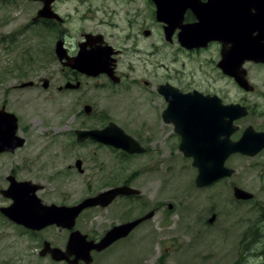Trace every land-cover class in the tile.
I'll list each match as a JSON object with an SVG mask.
<instances>
[{"label":"rangeland","instance_id":"1","mask_svg":"<svg viewBox=\"0 0 264 264\" xmlns=\"http://www.w3.org/2000/svg\"><path fill=\"white\" fill-rule=\"evenodd\" d=\"M64 1L60 11L76 13V1ZM92 1L98 6L103 0ZM109 5L110 10H117L111 2ZM36 10V4L27 0H0V110L5 106L7 112L18 117L17 134L26 141L25 146L16 149L14 154L0 155V189L7 184L6 176L10 170L16 169L18 180L43 181L46 193L56 189L57 202L66 204L80 203L92 195V191L96 193L124 182L139 190V197L131 199L128 204L125 202L123 217L118 218L116 208L114 212L110 208V213H90L89 218L94 215L93 219L87 228L81 225L84 230L78 224L84 232L102 235L113 224L136 219L152 209L157 211L151 221L132 231L128 238L103 253L95 254L92 264H264L260 244L255 247L252 258L239 260L231 250V242L217 234V228L230 225L233 218L228 183L200 191L195 186L197 169L179 151L171 129L164 128L171 139H165L161 131H153L152 125L156 121L153 122L154 115L148 109L129 115L128 111L136 108L130 110L125 103L135 104L137 97L150 98L149 88L114 84L101 77L88 80L77 92L58 90L69 80V70L64 71L56 59V33L32 23ZM78 13L68 20L67 27L73 33L82 22L81 13ZM115 15L114 19H120L122 23V13ZM156 43L158 81H162L160 77L165 74H182L175 73L182 70L185 76L192 72L201 75L196 63L187 64L185 55L172 46L168 47L159 24ZM141 48L143 52L148 50V41L142 40ZM137 67L148 68V63L142 60ZM46 79L49 81L48 89L43 88V80ZM148 79L153 81L152 75ZM27 82L35 84L33 87H20ZM87 104L93 106L90 118L81 115ZM152 106L150 101L145 107ZM108 121L117 123L141 142L147 149L146 153L128 155L106 146L74 144V130L102 128ZM76 159L83 161L85 169H92L94 173L90 172L89 177L93 178H88V172L85 175L77 172L74 167ZM244 164L242 161L236 166L240 168ZM52 165L64 169L55 179H52L55 177ZM68 166L73 170L70 171ZM98 168L104 170L95 173ZM46 193L43 195L50 199ZM214 202L223 204L219 206ZM4 204L6 201L0 194V207ZM170 205L172 209H169ZM213 214L217 215L214 226L206 225L205 230L197 226L200 220L207 221ZM87 216L84 214L82 218ZM256 218L257 213L253 212L254 222ZM2 220L0 264H53L40 259L35 244L19 229ZM50 234L64 237V234L58 236L57 232Z\"/></svg>","mask_w":264,"mask_h":264},{"label":"flooded vegetation","instance_id":"2","mask_svg":"<svg viewBox=\"0 0 264 264\" xmlns=\"http://www.w3.org/2000/svg\"><path fill=\"white\" fill-rule=\"evenodd\" d=\"M27 1L35 3L37 7L32 23L35 26H40L41 29L56 33L54 52L60 42L62 43L63 49L67 51V55L71 63H74L82 52L92 55L95 59L100 61H105L108 67L114 70V78L110 77L105 72L95 77L89 76L79 72L75 68L64 67L63 62L60 61L55 52L56 59L60 66H62V69H65L64 71L69 70L70 75L69 80L66 81L63 86L58 87L60 92L68 90L75 92L80 91L88 80H94L95 78L101 77L113 82L114 84H128V87H131L133 84L137 86L144 85L146 88L150 89V98L137 97L135 104L125 103V106L130 110L136 108V110L128 111L129 115L139 114L138 110L148 109V111L154 115L153 122L156 121V124L152 125L155 128L153 131L156 133L161 131L165 139H171L168 130L164 129L170 128L172 137L177 139L179 151L182 143V136L176 132V125L174 122H167L164 119V113L170 104L166 95H169L170 98L176 97L179 93L191 95L193 96V100L191 101L192 105L195 106V101H197L199 106H203L202 108L207 106L211 109L208 114L207 123L205 116H202L201 119L203 121L201 120V127L198 130L199 134H194L195 137H193V139L197 137L201 144L213 143L212 145L215 151L211 150V155L215 156L217 146H221V144L226 140L229 143H237L244 139V137H247L248 139L250 137V139H254L257 136L264 137V14L257 9V7L264 8L263 4H258L242 20V18L239 19L237 4L232 3L231 1L229 3H222L223 0H198L199 7L205 14H207V16H216L215 24H211L209 21L203 23L201 16L198 18L193 11V7H186L183 18L179 22L180 24H177L175 27L176 29L172 32L170 38L167 37L165 31V26L168 25L159 22L157 19V6L153 0H103L98 6H95L92 0H75L76 5L74 9L76 13H81L80 16L82 22L80 26L76 28L74 33L70 31L67 24L71 15L76 13L64 14L60 11L64 5V0H54L51 3L50 8L52 13L44 10L47 7L45 0ZM109 2H111L117 10H110ZM213 3L214 9L217 11L215 14H211L209 12L211 4ZM224 8L226 10H224ZM106 11L108 12L107 16ZM118 13H122V23L120 22V19H114V17H117L115 14ZM54 14H56L57 17H55ZM200 14L202 13H199V15ZM110 15L112 17H110ZM195 23H200L202 27H200L201 30H204L203 32L200 31V41L198 44H194V46L190 45V48L183 46L180 41L182 27ZM157 24L161 26V31L164 33L165 41L168 43V47L172 46L177 49L178 52L185 55L186 61L188 62L187 64L191 65L196 63L198 69L200 70V76H197L196 72H192L185 76V72L182 70L181 72H175L182 74H165V76L160 77L162 81H158V66L156 59L158 54V45L156 43ZM243 28H249L251 31V35L247 38L248 44L244 42L240 43L239 41L238 35L241 34V29L243 30ZM207 32L210 34L206 35ZM119 35H123V37H120ZM142 40L148 41V50L144 52L141 48ZM142 60L145 63H148V68L137 67V63ZM187 64L184 63L183 66L186 67ZM151 75L153 81L148 79V76ZM116 79H118V81H116ZM238 80L243 81L245 86H241ZM68 83L74 85L79 84V87L75 89L64 88V86ZM34 84L31 87H33ZM150 101L153 106L145 107L149 105ZM87 105L91 106V113L86 112L85 107ZM87 105L84 106V114L81 113V115L85 118H90L93 115V106L90 104ZM222 106L238 107H236V110L230 111L228 116L223 117L221 109ZM238 115L239 118H232L237 117ZM111 123L115 122L108 121L102 128L83 127L81 129L74 130L76 138L74 144H96L98 146H106L102 143L89 139L84 142H79L76 132L79 130H101L109 126ZM119 127L122 128L121 126ZM137 142L139 141L137 140ZM139 144L144 147L141 142H139ZM106 147L113 148L111 146ZM123 152L126 153L125 151ZM14 153L8 152L0 155H11ZM182 155L184 156L183 153ZM185 158L191 160L193 165V158ZM212 159L215 160V158ZM79 160L82 162L80 168L77 166V162ZM242 161H244L245 164L240 168L237 167L236 165L242 163ZM232 162V166H229ZM83 165L84 163L81 159H76L74 167L77 172L81 175H85L88 172V178H93L92 176L89 177L90 172L94 173L92 169H85ZM23 167L25 168V166ZM225 167L233 170L231 176L219 179L203 188L196 186V178L199 174V171L197 170L195 186L200 191H206L223 183H228L229 191L231 190L232 196L234 211L232 214L233 218L231 216L232 219L230 225H226L224 227L219 226L217 228V234H221L223 239L231 242V250L235 256L238 255L239 260H248L252 258L254 249L259 244V246H262L260 250L262 253H260V255L264 256V148L254 156L244 155L242 153H232L226 159ZM68 168L70 171L73 170L72 166H68ZM51 170L53 172V176H55L52 179L61 176L62 173H60V171H64V169H57L54 165L51 166ZM103 170L104 169L98 168L95 173ZM67 174H69V171H67ZM95 177H97V175ZM10 178H14L17 182H27L26 179L24 181L18 180V171L16 169H11L6 176L7 184L0 189V194L2 196V191L8 190L11 186ZM29 182L33 185L41 187V189L37 192V196L42 201L43 206L56 205L58 207H74L79 204V202H75L74 204L61 203V201L57 202L55 196L57 192L56 189H54L52 193L48 194L46 193V187L43 184V181L37 183L29 180ZM119 186L130 185L124 182L120 185L103 188L96 193L92 191V195L89 197L99 195L106 190ZM236 189L245 191L248 194V197L245 195L241 196L242 198H239V196L236 195ZM43 193H46L51 198L46 199ZM139 196L140 194L135 196H118L110 205L106 207L97 206L86 209L79 215V217L76 218L75 225L71 230L57 225H50L41 230H33L17 224L1 212L2 208H8L13 204L12 199L3 196L6 204L0 207V220L3 219V222L6 221L11 226L19 229L23 234H25V236L35 244L34 246L36 247L35 249L37 250L40 259H45L53 264H69L67 260H54L51 249H58L61 252L59 254L56 253V256H62V254L66 253L67 245L73 232L79 231L82 235L87 237V240L100 242L106 233L117 225L141 219L152 213L151 218L141 222L133 231L141 227V225L151 221L157 213L155 209H152L146 214L144 213L145 215L136 217V219L113 224L109 229L105 230L102 235H95L93 233L83 231V227L87 228L89 226L88 222L93 219L94 215L89 218L90 213L94 214L95 211H107L110 213L111 210L114 212V209L116 208L115 212L117 213L118 218H121L124 215L125 202L128 204L131 199ZM213 204L222 206L223 203L214 202ZM208 205L210 204H207V206ZM128 207H131V205L129 204ZM210 207L214 209L217 208V206ZM110 208L111 210H109ZM209 212L207 213L209 214ZM253 212L257 213L255 222L253 220ZM84 214H87L88 216L83 219L82 217ZM81 218L82 220H80ZM216 221L217 215L213 214L211 218L207 219V221L200 220L197 223V226L205 230L206 225L214 226ZM78 224H80L79 227L83 230L78 228ZM189 228L190 227L187 226L188 231L191 232ZM52 232H57L58 236H60V234H64V237H56L55 234H50ZM131 233L126 238H128ZM126 238L118 240L116 243L123 241ZM255 243L257 244L255 245ZM37 244H39V247H37ZM103 252L93 251V262L94 255ZM75 259L76 255H70L68 257L69 261H74ZM79 264L85 263L84 261H80Z\"/></svg>","mask_w":264,"mask_h":264},{"label":"water","instance_id":"3","mask_svg":"<svg viewBox=\"0 0 264 264\" xmlns=\"http://www.w3.org/2000/svg\"><path fill=\"white\" fill-rule=\"evenodd\" d=\"M53 1L54 0H45L47 7L43 9L46 10V12L52 13L50 5ZM153 1L157 6L158 21L168 25L165 26L167 37L171 38L172 32L176 29L175 27L183 18L186 7H193V11L198 18L201 16L203 23L209 21L211 24H215L216 16H207V14H205L204 11L199 7L198 0ZM230 1L237 4L239 19L242 18V20L258 4L264 5V0H223L222 3H229ZM257 9L264 14V8L257 7ZM224 10L226 9L224 8ZM209 12L211 14H215V12H217L214 9V3L211 4ZM199 13H202L203 15H199ZM54 16L57 17L56 14H54ZM200 27V23L182 27V32L180 33L181 44L186 47L198 44L200 41L201 32L204 31H202V27ZM245 29L247 28H243V30L241 29V34L238 36L240 43L244 42L248 44L247 38L251 35V31L249 28L247 30ZM208 34L210 33L207 32L206 35ZM55 52L60 61L63 62L64 67L75 68L81 73L94 77L105 72L110 77L114 78V70L112 68L110 69L105 61L95 59L92 55L81 52L75 62L71 63L67 55V51L63 49L62 43L60 42L58 43ZM116 81H118V79H116ZM238 81L241 86H245L243 81ZM33 84V82H27L22 84L20 87H31ZM48 87L49 81L44 80L43 88L48 89ZM78 87L79 84L74 85L71 83H68L64 86L66 89H75ZM166 96L167 100L170 101V104L164 113V119L167 122H174L176 125V132L182 136L180 151L185 157L193 158V167L199 171V174L196 178L197 187L203 188L209 186L219 179L231 176L233 170L225 167V161L230 154L242 153L244 155L254 156L264 148L263 136H257L258 138L256 137L254 139H250L251 137L249 139L244 137V139L237 143H229L227 140L224 141L221 146H217L216 155H211L210 151L214 150L212 145L213 143L201 144L197 137L193 139V137H195L194 134H199L198 130L201 127V117L205 116L207 123L208 114L210 113L209 111H211V109L207 106L202 108L203 106H199L198 102L195 100L194 101L196 102V105H192L191 101L193 100V96L191 95L179 93L174 98H170L169 95ZM236 107L238 106H222V116H228L230 111L237 109ZM85 109L87 113H91V106L87 105ZM232 118H239V115ZM18 127V117L7 112L5 106H3L0 110V154L8 152L14 153L16 149L21 148L24 145L25 140L17 134ZM76 134L79 142H84L88 139L94 140L106 146L123 150L128 154H143L146 151V149L142 147L136 139L128 135L115 123H111L109 126L101 130H79L76 132ZM212 158H215V160ZM81 165L82 162L79 160L77 162L78 168H80ZM10 181V188L6 191H2V194L4 197L12 199L13 204L8 208H2L1 212L17 224L23 225L33 230H41L50 225H57L59 227L71 230L75 225L76 218L79 217V215L84 210L97 206L106 207L110 205L118 196H135L140 194V191L133 187L119 186L106 190L99 195L85 198L74 207H58L56 205L43 206L42 201L37 196V192L41 189L40 186L33 185L29 181L17 182L14 178H10ZM235 191L239 198H242L241 196L245 195L248 197V194L243 190L236 189ZM172 208L173 206L170 205L169 209ZM151 217L152 213L141 219H137L122 225H117L109 230L100 242L87 240V237L82 235L79 231L73 232L67 245V252L62 254V256H56V253L59 254L61 252L58 249H51L52 257L56 261L67 260L69 264H79L80 261H84L85 264H92L93 251L103 252L118 240L126 238L141 222ZM70 255H76V259L74 261H69L68 257Z\"/></svg>","mask_w":264,"mask_h":264}]
</instances>
